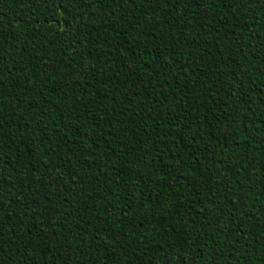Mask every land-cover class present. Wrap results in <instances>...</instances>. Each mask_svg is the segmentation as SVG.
<instances>
[{
  "label": "trees",
  "instance_id": "16d2710c",
  "mask_svg": "<svg viewBox=\"0 0 264 264\" xmlns=\"http://www.w3.org/2000/svg\"><path fill=\"white\" fill-rule=\"evenodd\" d=\"M0 264H264V0H0Z\"/></svg>",
  "mask_w": 264,
  "mask_h": 264
}]
</instances>
